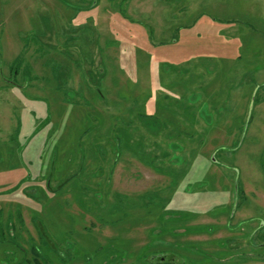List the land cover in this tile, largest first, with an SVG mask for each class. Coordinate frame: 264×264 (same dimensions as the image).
Masks as SVG:
<instances>
[{
    "label": "rangeland",
    "instance_id": "obj_1",
    "mask_svg": "<svg viewBox=\"0 0 264 264\" xmlns=\"http://www.w3.org/2000/svg\"><path fill=\"white\" fill-rule=\"evenodd\" d=\"M0 264H264V0H0Z\"/></svg>",
    "mask_w": 264,
    "mask_h": 264
},
{
    "label": "flooded vegetation",
    "instance_id": "obj_2",
    "mask_svg": "<svg viewBox=\"0 0 264 264\" xmlns=\"http://www.w3.org/2000/svg\"><path fill=\"white\" fill-rule=\"evenodd\" d=\"M239 254V253H238ZM153 257L150 258V259H153L154 262H157V261H162V260H171V261H174V257L169 254V253H157V254H151ZM238 256V255H237ZM224 259V258H223ZM222 259V260H223Z\"/></svg>",
    "mask_w": 264,
    "mask_h": 264
},
{
    "label": "trees",
    "instance_id": "obj_3",
    "mask_svg": "<svg viewBox=\"0 0 264 264\" xmlns=\"http://www.w3.org/2000/svg\"><path fill=\"white\" fill-rule=\"evenodd\" d=\"M186 25V24H185ZM176 29V31L178 30V28H175ZM178 32V31H177Z\"/></svg>",
    "mask_w": 264,
    "mask_h": 264
}]
</instances>
